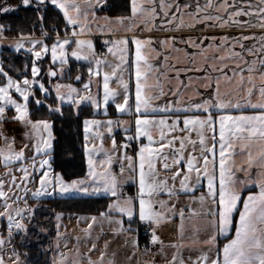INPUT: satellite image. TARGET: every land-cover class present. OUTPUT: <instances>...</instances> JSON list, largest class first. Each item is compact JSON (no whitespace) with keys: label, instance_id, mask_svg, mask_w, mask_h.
Listing matches in <instances>:
<instances>
[{"label":"snow or ice","instance_id":"6c2138e0","mask_svg":"<svg viewBox=\"0 0 264 264\" xmlns=\"http://www.w3.org/2000/svg\"><path fill=\"white\" fill-rule=\"evenodd\" d=\"M21 3L24 7L35 6L41 23L49 5L58 13L50 30L41 29L40 38L21 33L10 45L16 52L23 49L31 54V78L26 72L13 77L0 65V127L6 121L18 123L24 129L26 141L16 150L15 138L10 139L0 131L5 145L0 148V165L8 177L0 178L3 208L0 217H6L8 222V236L0 237V248L6 239L11 241L13 229L26 231L21 222L25 211L32 215L31 209L14 207L9 193L22 186L27 193V184L38 179L39 186L32 190L36 198L54 193L108 196L109 203L99 213L100 218L116 234L138 232L141 226L150 230V243L160 245L153 256L163 257L164 264H264V0H129L126 7L130 15L114 20L96 16L95 9L105 5L106 0H21ZM15 7L4 0L0 13L14 11ZM61 14L63 35L57 25ZM100 19L110 33L122 30L133 35L105 41L106 53L98 54L92 39L86 37L92 35L94 26L104 31L105 26L97 23ZM137 28L163 35L141 38L135 34ZM250 30H259V34ZM217 31L221 34H216ZM232 31L237 34H230ZM50 32H55L54 39ZM5 38L4 25H0V41ZM46 40L52 43L49 45ZM109 55L111 61L107 59ZM49 56L51 66L45 73L42 61ZM160 56L163 62L158 68L151 61ZM69 57L88 62V81L81 88L59 82L52 89L46 87L44 76L51 82L57 76L58 64L63 78ZM178 64L183 66L176 67ZM192 71H203L204 75L195 79L198 87L192 89V95L185 101L183 97L191 89L193 77L188 76L189 84L185 85L180 75ZM169 72L175 73L178 85L169 90L174 99L161 105L157 101L167 95L161 77L170 83L173 78L168 76ZM75 80L82 81V75ZM113 81L116 87L110 86ZM93 84L97 88L95 94ZM52 91L55 98L47 106L49 114L63 115V106L68 104L77 115L82 105H90L94 112L103 110L107 115L111 104L116 113L132 118L83 120L87 163L83 177L66 180L54 171L53 122L33 118V101L43 106ZM12 110L14 114L9 117L7 113ZM113 126L127 133L120 144L112 135ZM102 129L111 139L110 148L104 147ZM192 133L196 139H192ZM245 154L246 166L237 164L235 157ZM15 172L21 173V183H17ZM237 172H243L244 179L237 177ZM126 185L134 186L133 194L125 191ZM250 185L256 190L249 188L248 195L242 196ZM182 194L188 197L187 204L181 203ZM162 195L167 199H162ZM192 203L198 207L194 209ZM177 217V240L165 244L157 229L165 223H175ZM83 219L86 218L78 217ZM90 221L83 229L86 238L90 237L97 217H90ZM189 226L191 237L187 236ZM233 229L234 234L229 237ZM220 237L225 240L222 244ZM132 246L139 247L136 238ZM107 247L105 241L104 249ZM166 248L174 249L170 258ZM95 249L93 241L88 253ZM104 249L97 260L77 249L72 264H81L82 257L87 264H113ZM13 255L16 259L12 264H19L15 250ZM67 260L68 255L61 253L54 264H66ZM0 264H4L2 257Z\"/></svg>","mask_w":264,"mask_h":264},{"label":"trees","instance_id":"16d2710c","mask_svg":"<svg viewBox=\"0 0 264 264\" xmlns=\"http://www.w3.org/2000/svg\"><path fill=\"white\" fill-rule=\"evenodd\" d=\"M4 0H0L3 4ZM9 5L16 6L14 11L0 13V25H4V36L8 38H19V35H34L40 38L41 29L50 30L53 18L58 10L49 5L45 14L44 22L41 23L35 6L24 7L21 0H7ZM129 0H106V4L100 10L109 16L128 15L130 9L126 7ZM58 30L64 33L62 14L57 21ZM55 36V32H50ZM52 40H46L50 42ZM3 67L13 77L28 68L31 55L16 53L9 50L1 52ZM27 62V63H26ZM27 65V68L25 67ZM87 63L71 62L67 78L64 81L72 82L76 75L86 77L88 75ZM28 75V74H27ZM55 96L50 93L43 106L31 105L33 118H46L53 122V149L51 152L52 168L61 173L66 180L82 177L85 174V158L83 152V120L93 119L99 115L91 106H81L79 115L68 106H63V115L60 113L49 114L47 106L52 104ZM39 107V111L36 109ZM109 116L114 117L115 112L109 107ZM43 205L34 211L32 218L27 224L25 232H20L14 239L16 251L21 255L26 264H49L50 240L54 236V217L57 213L76 215H99L106 209L109 198H51L41 202ZM46 230L44 234L42 231Z\"/></svg>","mask_w":264,"mask_h":264},{"label":"crops","instance_id":"0c3cea01","mask_svg":"<svg viewBox=\"0 0 264 264\" xmlns=\"http://www.w3.org/2000/svg\"><path fill=\"white\" fill-rule=\"evenodd\" d=\"M103 7H104V5H101L100 7L95 9L96 16L98 18L107 16L110 19L114 20V18L118 17V16H109V15H106L104 13H101L100 10ZM128 15H130V11H129ZM97 23L99 25H101V26H105V21L102 20V19L98 20ZM125 23H127V21H125ZM112 27L115 28V25H113ZM142 27H143V25L140 26V28H142ZM140 28H137L135 30V34L137 36L141 37V38H146V37H149V36L157 37V36H162L163 35L162 33L158 32V31H155V30L152 31V32L141 31ZM250 31L251 32H256L257 34H259V30H250ZM209 34L211 35L213 33L210 32ZM216 34H221V33L219 31H217ZM230 34L236 35L237 33L235 31H232ZM245 34H250V33L246 32ZM132 35H133V33H131V32L125 33L122 30L121 31H113V32L110 33V32L107 31V26H105L104 31H99L94 26L92 35L89 36V37H86V38L92 39L94 47L96 49V47H97L99 42H105L107 40L119 39V38H121L123 36H129L130 37ZM16 39H18V38H8V37H6L2 41H0V43L3 42V41L4 42L14 43V41ZM249 43H251V42H249ZM155 47H157V49L159 50V45L158 44L155 45ZM4 50H9V51H12V52H16L14 49H9V48H6ZM16 53H22V52L20 51V52H16ZM107 59L111 61L113 58H112V56L109 55L107 57ZM69 60H70V63L71 62H76V63H87L88 64V62L84 61V60L76 61L75 58H73V57H69ZM162 62H163V56L157 57L156 60L151 61V63H153V65L158 67V68H159L160 63H162ZM70 63H69V65H70ZM169 63H174V61H169ZM69 65H67V67H65V70H64V73H63V78L56 77V79L54 81H57L59 83H65V84L72 83L74 86L82 85L83 83L88 81V78H89L88 75L86 77H83L82 81H76L75 80V77L77 75L74 77L72 82L64 81L65 78H67ZM182 66L183 65H179V64L176 65V67H182ZM104 70L108 71L109 69H104ZM203 75H204L203 71H201V72L192 71V72H189L187 74H185L183 72L181 73L180 81H182L183 84H185V85L189 84L188 76L193 77V83L191 85V89H189L187 91V93L183 97L185 101H187L189 95H192V89H195L196 87H198V85L195 83V79L197 77H201ZM125 76L127 78V73H125ZM168 76L173 78L170 83L168 81H165L163 79V77H161V81L163 83L164 91H165V93H167V95L162 97L160 101H157V103H159L161 105H163L167 101H170V100L174 99V97L171 95V92L169 90L177 87V85H178V82L174 79V77H175V73L174 72H169ZM47 81H48V79L46 80V82ZM48 83L49 82H47V84ZM150 83H154V81L150 80ZM110 86L111 87H116L115 82H114L113 85L111 84ZM46 87H48V86H46ZM95 88H96V85L93 84L92 92L94 94L96 93V89ZM180 91L184 92L185 90H184L183 87H181ZM200 91H203V88H200ZM133 92H134V84H133ZM50 93H52L55 96L53 91L50 92ZM101 94H102V88H101ZM38 96H40V94H38ZM194 99H198V98L194 97ZM64 106H68V104H65ZM109 107H112L114 109V112H115L114 117H110L109 114L104 115L103 111L100 110L99 111L100 113H97L95 111L96 114L99 115V116L96 117V118H93V119H98V120H102V121H105V120H108V119H112V120H117V119H120V120H131L132 119L128 115H120V114L116 113L114 105L110 104ZM109 107H108V113H109ZM8 116L11 117L12 114L8 113ZM7 123H8V129L6 130V132L4 134L5 135H7L6 133L12 134L13 137L15 138V140H16L17 131H18V128L20 127V125L18 123H14V122H11V121H7ZM181 126H182V124H181ZM102 131L104 132V135H105V141H103L104 147L105 148H110L111 139L108 137L107 131L105 129H102ZM133 131H134V126H133ZM176 134L177 135H182L181 133H176ZM112 135L115 137V139L117 141V144H120V142L122 143L124 141V137L127 135V133H125L122 128L113 126ZM192 139H196L195 133H192ZM1 141H2V139H0V147H1V144H2ZM97 143H100V142L98 141ZM83 145H84V134H83ZM17 147H20V145H17ZM176 147H179V145L177 144ZM82 148H83V146H82ZM189 151H191V147L190 146H189ZM237 151H239V149H237ZM84 158H85V156H84ZM37 159H39V157H37ZM51 160H52V158H51ZM235 160H236L237 164H239L241 166H246V165H244V161L246 160V154L245 155L236 156ZM169 163H171L170 160H169ZM16 167H18V165H16ZM1 169L2 170H6L5 168H1ZM85 169L87 171L86 158H85ZM86 171H85V173H86ZM115 171H117V172L119 171L118 162L115 165ZM252 171H253V174H254L255 173V169H253ZM165 174L166 173H162V175H165ZM38 175L39 174H37V176ZM236 175L240 179H244V173L243 172H237ZM204 183L206 184V182H204ZM29 186L27 185V188L29 189V191L27 193L23 191L21 196H23V200L24 201L26 200L27 203L30 205V208H33L34 211L37 208H39L40 206L43 205L41 203L42 201L47 200V199H51V198H75V197H77V198H87V197H91V198H98V197H100V198H109L108 196H106L103 193H100V194H89V195H83V194H80V193H71V194L66 195V196H60L59 194H55L54 193V194H52L50 196L44 195V196L36 198V197L32 196V190H34L35 187L39 186L38 185V179L37 180H32L31 183L29 184ZM177 186H178V182H177ZM249 188L251 190H253V191L256 190L254 185H250V186H248V188H246L245 190L242 191V196H247L248 195V189ZM48 190L51 191L50 188ZM125 191L128 192L129 194H133L134 191H135V188H134V186L126 185L125 186ZM199 194H200L199 191H197L196 195H199ZM161 198L162 199H167V196L166 195H162ZM180 201H181L182 204H187L188 203V197L182 194L180 196ZM240 206L242 207V203H241ZM192 207L195 209V208L198 207V205L195 204V203H192ZM34 211H33V214H34ZM236 215H237V218H238V214H236ZM90 216L100 217L99 215H90ZM31 218H32V216H31ZM178 223H179V218L177 217L176 220H175V223H165L159 229H157V235L160 237V239L162 241H164L165 244H168L170 242H173V241L177 240L176 225ZM133 227H135V225ZM191 234H192L191 233V227L189 226V228L187 230V236L191 237ZM233 234H234V229H233L232 232L229 233V237H231ZM54 235H55V225H54ZM133 238H136L137 241H138L137 232H133L131 234H128V233L117 234V236H116V247H117V250H118L117 254L106 253L107 257L112 259L113 264H115V262H116L115 258H117V264H138V262H139V264H145V262H153V264H164V258L163 257H161L160 255L153 256V253L157 252V250L160 248L159 244L153 245L152 250L150 252H142V251L139 250V247L138 248H133V246H132ZM203 238H204V234H201V239H203ZM185 242H187V239H186ZM223 242H225L224 237H220V243L222 244ZM138 245H139V241H138ZM70 250H71L70 247L68 246V244H66L65 248L63 249L64 253L67 254V253H69ZM172 251H174V249H171V248H166L165 249V252L167 253L168 258H170ZM55 252L56 251L54 250V243L53 244L51 243V249H49L50 258H51V255H53V254L55 255ZM67 255H69V254H67ZM128 257H131V259H128ZM91 259L92 260H97L98 257L96 255L95 256L93 255L91 257ZM66 264H72V260L68 259L66 261ZM81 264H87V261L83 260L81 262Z\"/></svg>","mask_w":264,"mask_h":264},{"label":"rangeland","instance_id":"374dc122","mask_svg":"<svg viewBox=\"0 0 264 264\" xmlns=\"http://www.w3.org/2000/svg\"><path fill=\"white\" fill-rule=\"evenodd\" d=\"M54 38H55V36L53 37V39ZM46 43H48L50 45L52 43V41L46 42ZM12 44H14V43L4 42V41L0 43V65H3L2 60H1V52L4 49H6V48L14 49V47L10 46ZM21 52L22 53L24 52V54H27V52L25 50H23V49L21 50ZM28 54H30V53H28ZM42 66L44 68V72L46 73L48 68L51 66L50 56L44 58V60L42 61ZM59 67L60 66L58 64L55 66V69L57 70V76L56 77L61 78V74L58 71ZM65 67H67V65ZM30 68H31V61H30V64L28 65V68L23 71V72H26L28 74L29 78H31ZM56 77L52 78L51 82H49V80H48L47 82H49V83L47 84L46 80L48 78L45 75L44 78H43V82L45 83L46 86H48V88L52 89L53 85L55 83H57V81H54L56 79ZM111 84L113 85L114 82H112ZM74 87L81 88L82 85H78V86H74ZM95 89L97 91V88H95ZM53 93L55 94L54 91H53ZM38 94H39V92L36 93L37 96H38ZM83 106H90V105H83ZM101 111H103V110H101ZM96 112L100 113L99 111H96ZM8 113L13 115L14 114V110H12V111H10ZM8 113H7V115H8ZM7 129H8V123L6 121L4 123V131L6 132ZM5 132H3V133H5ZM23 132H24V129L20 126L18 128V131H17L16 143L14 145L16 150H19L23 146V143L26 142L23 139ZM6 134L9 136L10 139L13 137L12 134H8V133H6ZM1 143L2 144H1L0 148L5 147L3 140L1 141ZM17 145H20V147H17ZM30 154L31 153H29V155ZM1 168H4V166L0 165V178L7 180L8 177H6L4 175L6 170H2ZM14 174L18 178L17 179V183H21L20 180H19V176L21 175V173L15 172ZM30 183H31V181L27 185L29 186ZM5 191H7V186L5 187ZM22 192H23V186H22V188L20 190H15L14 189L13 192L9 193L10 196H13V199L15 201L13 206L14 207L18 206L21 209H31L32 210V215L31 216H33L34 209L30 208V205L28 203H25V201L23 200V196H21ZM17 196L19 197L18 200L16 199ZM0 204H2V200H0ZM0 211H3L2 207H0ZM58 214L60 215V219L59 220H57V215ZM31 216H29L28 212L25 211L23 219L21 220V222L23 224H25L26 229H27V224L29 223V220L31 219ZM78 217H84L86 219L78 220ZM90 217H92V216H90V215L66 214V213H57V214H55V217H54L55 235L50 240L49 249H51V243L52 244L54 243V250L56 252H55V255L54 254L51 255V258L49 257V264H54V261L58 258L59 254L64 253L63 249L65 248L66 244H68V246L71 249L69 251V253H67V254H69L68 255L69 256L68 259H71L72 261H73V259L76 256L77 249H79V252L81 254L82 253L83 254L84 253H88V249L92 247L93 241H95V243H96V249L94 251H92L91 253H88V255H90L91 257L93 255L94 256L96 255L97 257H99L100 250L104 249L105 241L108 242V247L106 249H104L105 252L106 253L117 254V252H118L117 247H116V236H117V234L113 233V231L111 230V227L108 225V223L105 220L101 219L100 217H97V221L93 224V228L91 229L90 237H87V238L85 237L83 229L87 228L88 223L91 222L90 221ZM17 219H20V217H17ZM7 223L8 222H7L6 217H0V237L7 238V236H8ZM58 225H59V229L57 227ZM58 230L60 232V236L59 237L57 236V231ZM20 232H25V231H20ZM20 232H17L15 229H13L12 230L13 235H12L11 241H8L6 239V242L3 245V247L0 248V257L3 258L4 264H12V261H14L16 259L15 255H13V250H15V252L20 257L19 264H26L24 262L23 258L21 257V255L16 251L15 246H14V239L17 236V234H19ZM42 232L44 234L47 233L46 230H43ZM77 237H79V242L77 241ZM83 260L87 261V259H84L82 257L81 258V262ZM115 260H116L115 264H117V258H115Z\"/></svg>","mask_w":264,"mask_h":264},{"label":"built area","instance_id":"2783aa9c","mask_svg":"<svg viewBox=\"0 0 264 264\" xmlns=\"http://www.w3.org/2000/svg\"><path fill=\"white\" fill-rule=\"evenodd\" d=\"M106 51H107V48L104 46V42H99L96 47V52L98 54H103V53H106ZM0 131L5 132L4 124L2 127H0ZM137 234H138V241H139V250L142 252H146L145 249L147 248V249H150L151 251L153 245L150 243V230H146L144 226H141ZM150 251H147V252H150Z\"/></svg>","mask_w":264,"mask_h":264}]
</instances>
